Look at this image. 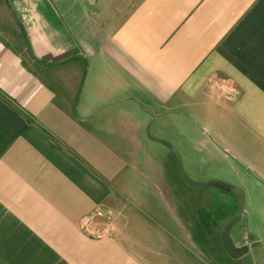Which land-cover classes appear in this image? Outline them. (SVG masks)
Masks as SVG:
<instances>
[{"label": "crops", "instance_id": "crops-1", "mask_svg": "<svg viewBox=\"0 0 264 264\" xmlns=\"http://www.w3.org/2000/svg\"><path fill=\"white\" fill-rule=\"evenodd\" d=\"M148 123L200 182L264 187V0H0V264H150L83 229Z\"/></svg>", "mask_w": 264, "mask_h": 264}, {"label": "rangeland", "instance_id": "rangeland-1", "mask_svg": "<svg viewBox=\"0 0 264 264\" xmlns=\"http://www.w3.org/2000/svg\"><path fill=\"white\" fill-rule=\"evenodd\" d=\"M149 123L141 132L145 146L136 151H143L142 157L106 156L117 171L112 198L101 214L89 222V229L84 226V231L90 236H103L108 232L96 224L105 222L111 229L117 225L134 247L148 248L150 264H264V187L233 181L244 190L246 205L245 215L233 227L231 236L238 247L245 244L250 248L246 256L235 261L225 252L221 239L225 226L236 217L233 197L216 184L189 188L173 152L154 142L160 140V134ZM107 140L116 146L114 139ZM166 142L176 145L174 141ZM187 159L185 156L183 166L193 184L224 174L209 164L208 155H202L204 164L198 165L194 173ZM158 170H164L165 178ZM246 178L242 174L239 180Z\"/></svg>", "mask_w": 264, "mask_h": 264}, {"label": "water", "instance_id": "water-1", "mask_svg": "<svg viewBox=\"0 0 264 264\" xmlns=\"http://www.w3.org/2000/svg\"><path fill=\"white\" fill-rule=\"evenodd\" d=\"M158 141L162 145H164L168 149H170L173 152V154L175 155L177 163H178V167L180 170V174H181L183 180L185 181V183L188 187H190L191 189H203L204 187H206L208 185L223 184V185L227 186L229 188V192L236 197V199H237V204H236L237 215L232 222H230L229 224H227L225 226V228L223 229V232L221 234L222 235L221 239H222L223 248H224L225 252L227 253V255L235 261H240L244 256H246L249 253L250 248L247 245H244L242 247H238L236 245V243L234 242L232 236H231V232H232L233 227L245 215L246 194H245L244 190L241 187L230 185V184L224 183L222 181H218V180H215L213 182L203 183V184H193L190 181V179L188 178V176L186 175V172H185V169L183 166V162H182V158H181L179 152L177 151V149L173 145H171L170 143H168L166 141H160V140H158Z\"/></svg>", "mask_w": 264, "mask_h": 264}, {"label": "trees", "instance_id": "trees-1", "mask_svg": "<svg viewBox=\"0 0 264 264\" xmlns=\"http://www.w3.org/2000/svg\"><path fill=\"white\" fill-rule=\"evenodd\" d=\"M220 187L222 188L223 191L227 192L228 194L230 193L229 188L227 186L220 184Z\"/></svg>", "mask_w": 264, "mask_h": 264}, {"label": "built area", "instance_id": "built-area-1", "mask_svg": "<svg viewBox=\"0 0 264 264\" xmlns=\"http://www.w3.org/2000/svg\"><path fill=\"white\" fill-rule=\"evenodd\" d=\"M87 224H89V221L84 224V226L88 227L89 229V226Z\"/></svg>", "mask_w": 264, "mask_h": 264}, {"label": "flooded vegetation", "instance_id": "flooded-vegetation-1", "mask_svg": "<svg viewBox=\"0 0 264 264\" xmlns=\"http://www.w3.org/2000/svg\"><path fill=\"white\" fill-rule=\"evenodd\" d=\"M243 245H245V244H243ZM242 247V246H241ZM249 247V246H248Z\"/></svg>", "mask_w": 264, "mask_h": 264}]
</instances>
